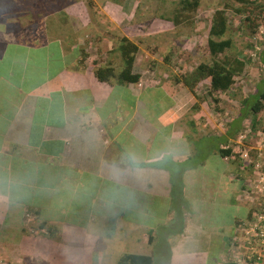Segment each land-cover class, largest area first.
I'll use <instances>...</instances> for the list:
<instances>
[{
	"label": "crops",
	"instance_id": "crops-1",
	"mask_svg": "<svg viewBox=\"0 0 264 264\" xmlns=\"http://www.w3.org/2000/svg\"><path fill=\"white\" fill-rule=\"evenodd\" d=\"M18 1L0 0V264H81L100 234L142 229L150 243L146 230L157 227L175 233L164 238L167 264L201 253L224 264L237 227L257 209L245 202V168L217 151L242 121L241 98L222 99L221 111L201 95L208 79L196 96L179 80L194 67L179 58L193 26L177 32L172 13L158 17L149 0H141L144 21L135 0H70L52 10L47 0L38 15ZM145 36L157 51L141 49ZM122 37L137 47V82L98 81L95 68L122 67ZM211 242L218 246L207 251Z\"/></svg>",
	"mask_w": 264,
	"mask_h": 264
},
{
	"label": "rangeland",
	"instance_id": "rangeland-1",
	"mask_svg": "<svg viewBox=\"0 0 264 264\" xmlns=\"http://www.w3.org/2000/svg\"><path fill=\"white\" fill-rule=\"evenodd\" d=\"M29 1L30 5H28V8L33 11L34 15H38V12L41 11L38 7L42 4L43 0ZM49 1V6L52 10L54 8L53 6L56 4H61L63 1L70 0ZM112 1L117 3L123 2V0ZM149 1L157 2L158 10L156 14H160L164 9L169 7V1L171 2L173 0ZM135 2L137 4L134 10L138 14L141 13V20L144 21L145 18L142 17V15L145 12L147 13L148 9L144 10L145 7L141 6V0H135ZM198 3L199 5L196 11L192 15L193 28L191 25H186V27H178L177 29L179 30L177 32L188 34L190 31L189 26H191L193 31L191 46L188 44V49L185 47V42H181L182 45L180 47L183 48L182 50H190L189 48L195 50V53H191L193 56H189L190 53H188L186 58L184 57L185 53L180 50L181 55L179 58H183L182 63L184 66H195L198 62L210 61L206 49V27L212 11L216 8L224 9L228 19V27L224 35V37H229L231 39V47L228 50V54L236 56L239 60H243L245 65L243 67V72L234 77V82L227 91L213 92L211 95L207 94L206 96H202L205 99H211L213 101V106L216 108L219 107L221 111L222 109L220 106H223L222 99H229L230 101L233 99V93H236L238 99L241 98L242 100L246 98L245 100H248L245 105L241 106L242 121L234 137L232 140H229L228 144L233 148L235 160L247 164L245 172H240L242 174H240V176L243 177L244 175L246 178V187L244 190L245 202L249 204L252 199V209H257V213L249 217V219H244L243 222L239 224L232 244L227 246L225 250L222 262L224 264H231V262H235V264H264V241H261L259 237H255L249 229L253 224H256L259 228L264 227V151L261 152L260 156L257 155L256 151L258 146L262 147L264 145V142L260 141L259 134H257L259 131H264V111L258 113L257 117L260 121L256 123L254 130L250 127L251 118L249 115L252 95L259 90L257 88H262L259 87V85L264 84V54L262 52L264 50V0L261 1V8H258L256 11L245 13H238L235 11V8H238L240 3L233 0H198ZM22 5L23 3L18 1L19 7H17V9L21 8L20 6ZM22 9L25 10L24 8ZM158 24H160V22L155 21V25ZM251 24H257L254 32H251L248 28ZM147 26L148 29L152 30V28H150L152 25L148 24ZM260 29L262 33H259ZM175 45L176 44L169 42L163 49L171 52L169 50L175 49ZM144 47L149 49L151 53L157 51V48H159L156 46V42L150 40L147 36L141 37V49ZM151 63L152 60L149 61V64ZM141 64H145V62L142 61ZM177 64L175 63V65ZM182 85L184 84L182 83ZM196 92L197 91H195V93ZM224 107L228 113V111L232 110L233 105L232 103H226ZM230 114H233V111H230ZM125 207L129 215L134 213L132 205L130 207L129 204H125ZM134 208L136 209V207ZM240 213L241 211L239 212V216ZM141 227L147 228L144 226ZM160 231L161 228L159 227L146 230V236H152L150 243L141 239L143 236L142 229L141 235L134 234L137 236L133 237L134 235H131L129 238L123 237L122 235H115L114 238V235L109 236L111 234H100L98 236L99 243L97 244V248L94 250H81L83 259V263L81 264H115L117 258L123 253L145 254L151 257V264H167L169 251L165 246L164 238L172 237L175 233L172 234V231L161 233ZM244 240H246L247 243H244ZM210 244L213 248L210 250L207 249V251H214L218 246L216 242H211ZM86 253H88L89 257ZM67 255L72 257L73 251H69ZM203 257L205 256L201 253L200 257L194 258L190 264H207V262L203 261ZM87 260L88 262H86ZM45 262L48 264L47 262L49 261L47 260Z\"/></svg>",
	"mask_w": 264,
	"mask_h": 264
},
{
	"label": "trees",
	"instance_id": "trees-1",
	"mask_svg": "<svg viewBox=\"0 0 264 264\" xmlns=\"http://www.w3.org/2000/svg\"><path fill=\"white\" fill-rule=\"evenodd\" d=\"M163 1V0H159ZM235 2L240 3L238 8H235V11L238 13H245L256 11L258 8L262 7V3L257 0H233ZM173 7H168L164 9L158 17H167L172 16L170 18L173 25H182L186 27V25L193 26L192 23V15L196 11L199 3L198 0H173L169 1ZM250 4V9H249ZM158 10V6L153 11L156 14ZM158 14V13H157ZM247 17V16H245ZM247 20V19H246ZM228 27V19L222 8H216L212 11L211 16L209 17L208 24L206 27V49L209 55V62H198L191 71L182 74L180 77V81L188 88V90L193 93L195 96V87L197 83L202 79H208L209 85L208 89L205 92L206 96L211 95L213 92H225L227 91L234 82V77L243 72L244 62L243 60H239L234 55H229L228 50L231 47V39L229 37H224L226 34ZM257 27V24H251L248 28L251 32H254ZM116 50L120 55V61L122 67L120 69H116L110 65L99 66L93 70V75L98 81L109 82L110 79H113L116 83L126 84L137 82L139 75L137 73L132 72V63L134 60V55L137 51V47L134 43L122 37L118 40V44L116 46ZM195 93V94H194ZM243 98L241 106L245 105L248 100ZM264 111V87L252 95V101L249 108V115L251 118L250 127L254 130L257 122L260 121L257 115L259 112ZM242 116V115H241ZM243 117V116H242ZM240 125V119L238 123V128ZM237 128V130H238ZM237 130L234 131L233 135H228L227 140L224 141V146L218 148V154L220 157H225L231 163L234 162L236 164H240L244 168L247 164L239 162L235 160V153L233 152V148L229 146V139L232 140ZM20 181V180H19ZM21 183H14L10 185L9 188V199L16 200L17 199V185ZM244 188V187H243ZM21 195V194H20ZM31 202H26V204ZM25 204V201H23ZM250 216V212H248V219ZM257 240V239H256ZM247 243L246 240L243 241ZM115 264H151V257L145 254H136V253H123L121 254ZM230 264V263H229ZM231 264H235V262H231Z\"/></svg>",
	"mask_w": 264,
	"mask_h": 264
},
{
	"label": "built area",
	"instance_id": "built-area-1",
	"mask_svg": "<svg viewBox=\"0 0 264 264\" xmlns=\"http://www.w3.org/2000/svg\"><path fill=\"white\" fill-rule=\"evenodd\" d=\"M259 33H262L261 29L259 30ZM257 134H259V136H260V141L264 142V131H259V132H257ZM256 151H257V155L260 156L261 152L264 151V145L262 147L258 146L256 148ZM263 201H264V199H263ZM249 229L252 231V234L255 237H259V238H261V241H264V227L259 228V226H257L256 224H253Z\"/></svg>",
	"mask_w": 264,
	"mask_h": 264
},
{
	"label": "flooded vegetation",
	"instance_id": "flooded-vegetation-1",
	"mask_svg": "<svg viewBox=\"0 0 264 264\" xmlns=\"http://www.w3.org/2000/svg\"><path fill=\"white\" fill-rule=\"evenodd\" d=\"M19 2L23 3V5L20 6V7L21 8H24V9L28 8V5H30V3H29L30 1L29 0H25V1L19 0ZM46 2H47V0H43V2H42V8H39V10H41V12H45L46 11V8H45L46 7ZM24 15H27V14L25 13Z\"/></svg>",
	"mask_w": 264,
	"mask_h": 264
},
{
	"label": "clouds",
	"instance_id": "clouds-1",
	"mask_svg": "<svg viewBox=\"0 0 264 264\" xmlns=\"http://www.w3.org/2000/svg\"><path fill=\"white\" fill-rule=\"evenodd\" d=\"M128 160L130 161V163H133V164L136 163V158L133 155H129Z\"/></svg>",
	"mask_w": 264,
	"mask_h": 264
}]
</instances>
